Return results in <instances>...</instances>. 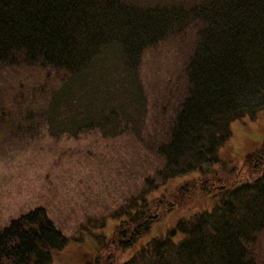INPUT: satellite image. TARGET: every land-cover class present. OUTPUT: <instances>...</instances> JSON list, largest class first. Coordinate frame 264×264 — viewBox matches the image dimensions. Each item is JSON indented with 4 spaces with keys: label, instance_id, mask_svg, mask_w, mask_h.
I'll return each instance as SVG.
<instances>
[{
    "label": "trees",
    "instance_id": "obj_1",
    "mask_svg": "<svg viewBox=\"0 0 264 264\" xmlns=\"http://www.w3.org/2000/svg\"><path fill=\"white\" fill-rule=\"evenodd\" d=\"M0 106L16 107L21 118L10 123L31 135H125L156 160L110 217L121 247L151 235L158 206L171 211L199 183L215 192L210 208L150 238L125 264H260L264 0H0ZM239 119L257 125L253 144L244 127L235 130ZM241 160L258 172L252 181L238 180ZM198 171L200 181L180 180ZM216 179L225 183L212 187ZM170 181L174 195H149ZM106 218L84 232L103 233ZM81 241L39 206L0 227V264H52Z\"/></svg>",
    "mask_w": 264,
    "mask_h": 264
},
{
    "label": "rangeland",
    "instance_id": "obj_2",
    "mask_svg": "<svg viewBox=\"0 0 264 264\" xmlns=\"http://www.w3.org/2000/svg\"><path fill=\"white\" fill-rule=\"evenodd\" d=\"M17 94V89H13L8 96L12 98ZM11 116L21 118V113L16 107L0 109V227H6L11 219L36 207L46 208L56 226L70 239L77 236L82 240L78 247L72 245L57 253L52 264H84L92 258L95 264H125L150 238L166 234L175 222L211 207L215 192L209 188L205 192L199 183L193 193H185V203L176 204L168 212L157 207L160 218L153 224L151 235L137 238L133 246L121 247L116 238H111L116 223L110 217L121 213L127 196L138 193L143 187L145 177L154 173L152 167L156 160L146 154L140 142L125 135L110 138L92 130L78 137L64 134L56 138L47 129L31 135L26 133L23 124H11ZM248 121L239 119L233 125L237 131L242 127L246 129L244 143L251 145L254 140L250 133L256 132L257 125L247 124ZM230 150L229 143L222 153ZM241 164L243 161H238L239 169ZM207 169L218 170V177L227 175L226 171L220 170V165H209ZM257 174L243 167L237 178L252 181ZM199 175L200 171L180 180L193 181ZM212 183V187H219L225 182L216 179ZM175 185L170 181L156 192L148 193L151 196L174 195ZM104 217L108 224L104 229L101 227L103 233L91 225V230L87 234L84 232V223L87 225L93 218H99L103 223ZM93 232L108 237H98L99 234ZM127 236L136 238L133 230ZM259 242L258 261L264 264V235ZM79 255L80 259L76 258Z\"/></svg>",
    "mask_w": 264,
    "mask_h": 264
}]
</instances>
